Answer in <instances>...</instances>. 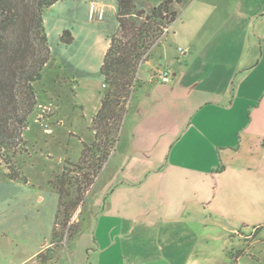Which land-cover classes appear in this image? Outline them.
<instances>
[{
  "label": "crops",
  "instance_id": "1",
  "mask_svg": "<svg viewBox=\"0 0 264 264\" xmlns=\"http://www.w3.org/2000/svg\"><path fill=\"white\" fill-rule=\"evenodd\" d=\"M92 1L105 7L101 67L118 4L89 0L88 10ZM177 10L138 69L119 138L72 220L78 233L45 238L19 264H209L218 238L245 239V226L258 228L264 0H184ZM163 71L169 81L153 79ZM102 98L96 93L90 123Z\"/></svg>",
  "mask_w": 264,
  "mask_h": 264
},
{
  "label": "rangeland",
  "instance_id": "2",
  "mask_svg": "<svg viewBox=\"0 0 264 264\" xmlns=\"http://www.w3.org/2000/svg\"><path fill=\"white\" fill-rule=\"evenodd\" d=\"M88 5L89 0H61L44 11L52 56L37 84L38 105L24 133L27 145L16 157L28 183L10 179L0 159V264H19L51 238L58 195L49 180L64 168L76 169L68 162L78 163L84 146L94 141L87 115L94 110L96 93L104 94L98 39L106 20L91 19ZM65 29L76 38L71 44L60 40ZM255 226L244 227L245 239L218 238L209 248V264H264V218Z\"/></svg>",
  "mask_w": 264,
  "mask_h": 264
},
{
  "label": "trees",
  "instance_id": "3",
  "mask_svg": "<svg viewBox=\"0 0 264 264\" xmlns=\"http://www.w3.org/2000/svg\"><path fill=\"white\" fill-rule=\"evenodd\" d=\"M61 0H0V159L12 180L28 183L16 157L24 151V137L38 105L37 84L43 79L52 53L44 23V11ZM184 0H164L139 8L138 0H117L118 29L111 35L100 74L105 84L102 103L91 128L94 141L84 146L76 169L64 168L49 185L58 195L52 240L72 239L79 224L73 215L97 181L119 138L129 99L138 82L141 63L163 39L165 28L178 18L177 5ZM61 42L75 38L65 29ZM40 255L38 256V258Z\"/></svg>",
  "mask_w": 264,
  "mask_h": 264
},
{
  "label": "built area",
  "instance_id": "4",
  "mask_svg": "<svg viewBox=\"0 0 264 264\" xmlns=\"http://www.w3.org/2000/svg\"><path fill=\"white\" fill-rule=\"evenodd\" d=\"M89 16L91 19H99L102 20L105 16V7L100 5L97 2H91L89 6ZM170 26L165 28L163 37L169 32ZM153 79H160L163 82H167L170 80V72L163 71L160 73L153 74ZM105 86V84H103Z\"/></svg>",
  "mask_w": 264,
  "mask_h": 264
}]
</instances>
